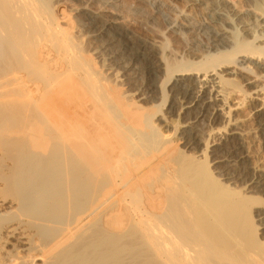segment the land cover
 I'll list each match as a JSON object with an SVG mask.
<instances>
[{"label": "bare ground", "instance_id": "bare-ground-1", "mask_svg": "<svg viewBox=\"0 0 264 264\" xmlns=\"http://www.w3.org/2000/svg\"><path fill=\"white\" fill-rule=\"evenodd\" d=\"M223 2L206 3L219 29L164 20L205 41H186L195 55L168 67L86 7L75 27L103 58L82 51L42 0H0V264H264V205L250 207L260 223L247 217L264 170L250 165L234 112L252 101L250 136L264 150V0H237L243 12ZM128 70L145 94L108 82Z\"/></svg>", "mask_w": 264, "mask_h": 264}, {"label": "rangeland", "instance_id": "rangeland-1", "mask_svg": "<svg viewBox=\"0 0 264 264\" xmlns=\"http://www.w3.org/2000/svg\"><path fill=\"white\" fill-rule=\"evenodd\" d=\"M158 1L160 2V4H158L157 8H159L160 10L154 11L151 4ZM205 1L202 0L201 2L203 3L201 5V2L200 4H198L195 0H72V2H69V0H67L66 2L58 0H42L48 12L53 14V16L56 18L58 25L66 32H68L73 39H76V42H78L79 47L82 51L84 50L88 54H94V52L100 54L102 52L98 46L100 45V43L97 44V42H93L91 38L86 36L84 32H77V28L75 27L76 25H78V23H80V21L85 22V20H80L82 19L81 16L76 15L79 14L77 12H80L82 8L86 7L90 11L101 15L105 19L113 20L118 25H120V27L125 29V31H127L132 37L140 41H144L149 46H153L152 51L154 53L157 52L156 55L160 58L162 62L161 64L165 66L167 65L168 67H182L184 66L186 60H190L189 56H192V54L195 55L194 52L192 53L189 52V50H186V41H194L195 46H203V43H205V41L202 37H199V34H197L196 32H191V30L189 29H185L183 35L172 32L165 24V19L171 24H184L187 22L198 24L202 22L205 24H212L214 29H219L221 27L218 24L209 22L210 18L208 17L209 14L206 3H208L210 0ZM104 2H107L108 5ZM223 4H227L228 6L232 5L233 8L232 6L230 8L235 11L243 12L244 10L243 7L237 5V0H225ZM253 16L256 18V14ZM255 18H251L249 19V21L251 22ZM82 22L81 24L84 25V23ZM249 27L250 26H248L247 28ZM84 31H87V28H84ZM79 33L83 36L81 37ZM229 34H231V39L234 44V42L239 39V33L234 28H231ZM97 50H100V52ZM95 56L96 55L94 54V57ZM99 56L103 58V54H100ZM91 62L95 66L96 70L104 74L106 73V70H104V66H101L98 61L93 62L92 60ZM127 72L128 77H123V79L119 74V76L115 80L112 78V76H107L108 82L114 88L124 89L129 94H134L139 90L144 93V83L142 81L141 75H137V77H134L136 76V73H134V71L131 72V70H128ZM235 83H240V86H242V90L250 92V88H248V86H244V84L241 83L239 79L235 78ZM132 98L134 100L139 99L138 95H134ZM241 99V92H233L229 96L230 104H236L237 102H240ZM247 100L248 98H244L241 106H239V108H237L234 112L236 113V119L238 121L240 129L243 130V132H245L247 136L245 146L249 151L250 165L257 166L264 170V150L262 149L259 140L257 138L253 139L252 136H250L251 132H255L257 130V122L253 118L252 111L250 110L251 106L249 105V103H251L252 101L247 102ZM137 102L143 107L151 106L150 100H138ZM165 104L160 103L158 108H155L153 112L154 116L152 118L153 124H156V121L154 120V118L156 117L155 115H157V113H163L165 111ZM157 110H159V112H157ZM171 117L172 116H170L169 118L171 119ZM222 123V120H218L212 125V127H221ZM199 126L203 130L207 128V124L205 122H200ZM258 204L264 205L263 196L258 197V200L249 199V201L247 202V205H249L248 207L250 209V214H248L247 217L255 225L260 223V221L257 220L255 211L256 209H251L250 207L252 205ZM261 231L263 232L260 234L259 232ZM256 237L260 242V244L256 246L257 251L260 253H264V230L259 231L258 228Z\"/></svg>", "mask_w": 264, "mask_h": 264}]
</instances>
